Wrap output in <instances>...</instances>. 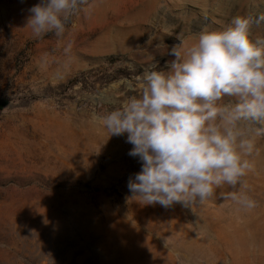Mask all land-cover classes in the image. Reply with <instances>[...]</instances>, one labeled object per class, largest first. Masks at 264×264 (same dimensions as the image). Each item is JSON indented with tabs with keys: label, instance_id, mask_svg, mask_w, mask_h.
Here are the masks:
<instances>
[{
	"label": "rangeland",
	"instance_id": "rangeland-1",
	"mask_svg": "<svg viewBox=\"0 0 264 264\" xmlns=\"http://www.w3.org/2000/svg\"><path fill=\"white\" fill-rule=\"evenodd\" d=\"M37 3L0 0V264H264V135L242 186L164 208L133 197L142 162L95 119L138 95L153 63L166 70L180 40L264 0H88L62 37L42 38L27 27Z\"/></svg>",
	"mask_w": 264,
	"mask_h": 264
},
{
	"label": "clouds",
	"instance_id": "clouds-1",
	"mask_svg": "<svg viewBox=\"0 0 264 264\" xmlns=\"http://www.w3.org/2000/svg\"><path fill=\"white\" fill-rule=\"evenodd\" d=\"M87 5L40 0L27 27L35 38L62 37ZM261 23L264 13L238 15L222 30H202L191 44L180 40L167 53L174 59L166 70L153 63L138 95L95 117L110 136L127 133L128 154L142 162L127 186L144 205L204 203L225 185L242 186L254 171V136L264 135V36L253 34ZM221 196L247 210L257 206L237 191Z\"/></svg>",
	"mask_w": 264,
	"mask_h": 264
},
{
	"label": "trees",
	"instance_id": "trees-1",
	"mask_svg": "<svg viewBox=\"0 0 264 264\" xmlns=\"http://www.w3.org/2000/svg\"><path fill=\"white\" fill-rule=\"evenodd\" d=\"M6 106H7L6 103H2V104H0V111H2Z\"/></svg>",
	"mask_w": 264,
	"mask_h": 264
}]
</instances>
